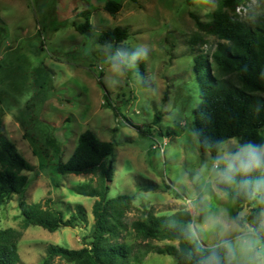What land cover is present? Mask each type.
<instances>
[{
  "label": "rangeland",
  "instance_id": "obj_1",
  "mask_svg": "<svg viewBox=\"0 0 264 264\" xmlns=\"http://www.w3.org/2000/svg\"><path fill=\"white\" fill-rule=\"evenodd\" d=\"M108 1L121 6L117 14L104 11ZM219 2L0 0V123L32 166L23 195L0 209V229L22 232L19 264H40L50 245L80 249L90 232L94 200L72 192L90 176L56 171L85 131L114 146L107 196L133 197L129 225L142 215L170 217L183 209L192 216L190 230L201 246L230 247L233 264H264V236L253 234L250 208L238 211L235 200L240 168L250 157L242 152L246 146L231 139L214 156L202 154L193 129L192 111L199 103L193 58L210 56L218 40L198 31L192 16L209 21ZM85 12L91 29L81 34L73 25L85 23ZM262 14L264 0H248L235 18L253 23ZM117 27L128 32L123 43L97 42ZM259 135L264 147V128ZM20 201L47 202L65 219L81 205L87 221L53 233L23 228ZM261 225L264 232V209ZM142 264H174V259L149 254Z\"/></svg>",
  "mask_w": 264,
  "mask_h": 264
},
{
  "label": "trees",
  "instance_id": "obj_2",
  "mask_svg": "<svg viewBox=\"0 0 264 264\" xmlns=\"http://www.w3.org/2000/svg\"><path fill=\"white\" fill-rule=\"evenodd\" d=\"M135 2L136 0H130ZM248 0H220L218 9L207 22L192 16L198 31L216 37L210 56L197 54L193 58V74L198 86L199 103L192 111L194 133L200 152L214 156L220 145L236 139L242 146H251L258 154L259 166H251L250 158L242 164L236 186L238 211L250 208L249 225L255 236L263 235L261 225L264 209V156L259 155L263 141L259 130L264 128V14L253 23L235 18L237 8ZM104 11L117 14L121 6L108 1ZM85 23L73 25L81 33L91 29L89 13L82 14ZM128 37L126 29L117 27L103 32L100 45L118 46ZM114 146L85 131L78 139L72 156L59 162V175H89L90 179L72 188L76 195L94 200L91 208L93 223L80 249L69 250L50 245L40 264H142L149 254L167 255L174 264H233L232 254L224 244L212 248L199 244L190 230L192 216L179 210L170 217L149 213L126 222L133 210V197L120 194L108 198L113 180L111 156ZM32 166L19 154L15 144L2 132L0 123V209L13 196H21L28 184L25 173ZM174 197L177 194L174 193ZM256 203L255 207H251ZM69 205L65 209L68 211ZM23 228L40 227L53 233L60 228H74L86 223L87 215L81 205L65 219L61 209L44 203H18ZM234 221L242 226L237 215ZM22 232L0 229V264H19L18 244ZM128 238L130 241H128ZM153 241L177 242V246L154 245Z\"/></svg>",
  "mask_w": 264,
  "mask_h": 264
},
{
  "label": "clouds",
  "instance_id": "obj_3",
  "mask_svg": "<svg viewBox=\"0 0 264 264\" xmlns=\"http://www.w3.org/2000/svg\"><path fill=\"white\" fill-rule=\"evenodd\" d=\"M242 152H248L250 154V165L251 166H259L260 159L258 158V154L251 151V146H246L242 149ZM259 155L264 156V147H261L259 150ZM229 255H231V248L229 247Z\"/></svg>",
  "mask_w": 264,
  "mask_h": 264
},
{
  "label": "built area",
  "instance_id": "obj_4",
  "mask_svg": "<svg viewBox=\"0 0 264 264\" xmlns=\"http://www.w3.org/2000/svg\"><path fill=\"white\" fill-rule=\"evenodd\" d=\"M240 9H241V7L237 8L236 11L239 13L240 12Z\"/></svg>",
  "mask_w": 264,
  "mask_h": 264
}]
</instances>
